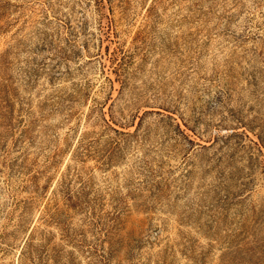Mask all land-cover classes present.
I'll use <instances>...</instances> for the list:
<instances>
[{"label":"rangeland","instance_id":"rangeland-1","mask_svg":"<svg viewBox=\"0 0 264 264\" xmlns=\"http://www.w3.org/2000/svg\"><path fill=\"white\" fill-rule=\"evenodd\" d=\"M0 94V264H264V0H0Z\"/></svg>","mask_w":264,"mask_h":264},{"label":"trees","instance_id":"trees-1","mask_svg":"<svg viewBox=\"0 0 264 264\" xmlns=\"http://www.w3.org/2000/svg\"><path fill=\"white\" fill-rule=\"evenodd\" d=\"M0 96L2 97V94H0ZM5 101H6V98H5ZM51 217H52V215H51ZM34 236H35V233H34V229H33L31 234H30V236H29V238L26 241L25 246H24L25 251L23 250L24 251L23 254L24 255H29V256H31V258L34 257L33 255L35 253V248H34V245H33L34 244V238H35Z\"/></svg>","mask_w":264,"mask_h":264}]
</instances>
